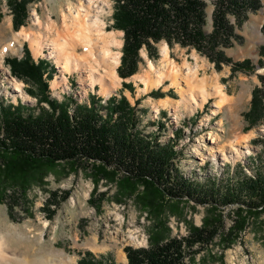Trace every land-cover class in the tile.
<instances>
[{
  "label": "trees",
  "instance_id": "16d2710c",
  "mask_svg": "<svg viewBox=\"0 0 264 264\" xmlns=\"http://www.w3.org/2000/svg\"><path fill=\"white\" fill-rule=\"evenodd\" d=\"M32 1L6 0L13 29L24 26L26 5ZM212 1V29L207 33L205 0H113L111 29L123 33L118 77L125 80L137 73L142 48L155 59L159 42L170 49L178 45L195 50L218 72L229 66L228 78L264 68V45L258 49L256 63L250 59L233 61L225 53L234 42L241 41L235 25L240 27L249 12L262 9L264 16V4L260 0ZM23 46L21 58H5L4 62L12 77L28 85L24 91L36 100L37 113L21 103L6 104L0 99V203L9 198V210L30 187L42 186L49 173H56L59 163L65 165V175L83 169L93 185L88 199L93 208L99 209L108 200L107 191L97 194L99 184H113L110 200L119 205L132 200L148 218V245L124 247L127 264H194L195 256L216 237H221L223 251L230 248L248 217L264 212V155L252 166L238 165L239 173L227 176L222 184L215 178L203 182L186 178L174 161L179 154L175 141L160 140V130L153 136L140 129L141 115L126 97L113 96L104 103L90 97L89 105L68 98L58 102L48 89L52 66L48 70L46 61L35 62L27 45ZM258 79L259 86L251 91L249 110L244 114L249 127L264 123V75ZM122 87L134 90L131 83L122 82ZM150 96L174 98L171 91L156 90ZM161 128L165 129L162 123L158 124ZM248 168L249 173L245 171ZM68 197L69 191L49 193L44 204L48 219ZM189 202L207 207L202 224L184 221L187 235L170 236L166 209L175 215ZM229 205L236 206V215L226 232L219 210ZM77 264L115 263L87 252Z\"/></svg>",
  "mask_w": 264,
  "mask_h": 264
},
{
  "label": "rangeland",
  "instance_id": "374dc122",
  "mask_svg": "<svg viewBox=\"0 0 264 264\" xmlns=\"http://www.w3.org/2000/svg\"><path fill=\"white\" fill-rule=\"evenodd\" d=\"M205 2V31L210 33L214 6L212 0ZM260 2L264 4V0ZM87 3L88 0H33L26 5L28 14L24 26L15 30L6 0H0V99L6 104L21 103L27 108H34L37 113L36 100L24 91L28 85L12 78L4 62L5 58H21L23 45L26 44L34 60L46 61L50 65L48 70L52 66V79L48 83L52 99L63 102L68 98L74 103L89 105L91 98L99 101L101 99V103H104L110 97L118 99L123 95L141 115L140 129L153 136L160 130V140L175 141L174 149L179 154L174 161L186 178L201 182L205 178H215L222 184L227 176L229 178L239 173L238 165L252 166L259 156L264 155V123L249 127L244 118V114L249 110L251 91L259 86L258 75H264V68H258L254 73L238 72L228 78L229 66H223L218 72L206 57L195 50L178 45L170 49L165 42H159L156 44L158 53L155 59H150L144 48L140 50L141 63L138 71L127 80L116 79L109 82L107 72L110 67L103 62L94 64L93 67L86 64L80 71L72 73L61 72L57 67L58 63L49 54L48 45L56 38V33L46 27L48 23H52L57 26L63 38H68L65 40L73 38V34L67 35L64 28L69 24L70 18L76 17L80 10H87ZM91 3L98 6L97 15L103 22V30L109 32V36L118 43L116 46H109V50L112 56L120 53V61L122 45L119 46V43L122 42L123 33L111 29L114 2L92 0ZM230 21L234 23V18L230 17ZM263 21L262 9L249 12L240 27L235 25V31L241 41L234 42L231 48L226 49V55L233 61L250 59L256 63L259 58L258 49L264 45ZM21 31L33 33L40 38L42 51L35 54L28 39L18 35ZM165 45L166 59L162 57ZM82 51L83 49H77L78 53ZM150 63L154 69L150 68ZM163 68L166 69L167 77L161 84L155 85L157 72ZM56 78H59L60 83L53 87L52 81ZM102 78L108 80L103 82L109 92L107 97L100 93L102 82L98 79ZM11 80L23 84L22 90L28 96V101H24L19 93L13 91ZM202 81L206 82L212 93V96L205 100L199 89V83ZM122 82L131 83L133 92L123 88ZM147 82L152 84L149 90L145 89ZM215 86L220 87L228 96L226 104L219 108L215 107L220 99L214 94ZM156 90L163 93L171 91L174 98L150 96V93ZM165 98L170 99L171 107H166L160 102ZM71 107L70 105L69 108ZM163 112L165 114H162ZM160 123L164 124L165 129H158ZM58 165L56 173H49L42 186L30 187L24 198H20L18 203L12 206V210L8 208L9 198L0 203V236H5L14 246L22 245L28 238L32 239L33 243L41 239L38 246L46 251L52 264H77L87 252L96 259L106 260V263L112 260L115 264H127L124 247H147L149 221L135 206L134 201L127 200L125 204H116L110 200L115 186L100 183L97 194L107 191L108 200H105L99 209L93 208L88 202L93 185L83 169L65 175V165ZM245 171L249 173L251 169ZM53 191L59 194L69 191V197L61 202L52 218L48 219L44 204L49 193ZM8 193L6 191L7 195ZM181 206V211L171 210L175 215L168 214L166 209L165 218L170 228V236L187 235L184 221H191L200 226L207 213L206 206L195 205L193 202ZM235 210V205L219 210L226 232L233 224ZM246 221L244 230L230 248L223 251L222 239L220 236L216 237L213 243L208 244L195 256L194 264H264V212L250 216ZM39 252L41 253L40 250L36 253L40 254Z\"/></svg>",
  "mask_w": 264,
  "mask_h": 264
},
{
  "label": "bare ground",
  "instance_id": "6f19581e",
  "mask_svg": "<svg viewBox=\"0 0 264 264\" xmlns=\"http://www.w3.org/2000/svg\"><path fill=\"white\" fill-rule=\"evenodd\" d=\"M91 2L92 0H88L87 10H80V13L83 12L81 13L82 15L78 13L76 17L70 18L68 25L66 24V28H64V30L67 31V35L73 34V38L69 40H65L68 38H63L60 35L57 26L52 23H48L46 29L54 30L56 33V38L50 45H48L50 49L49 54L55 59V62L58 63L57 67L61 72L72 73L74 71H80L82 66L86 64L93 67L94 64L103 62L107 63L110 67V70L107 72L109 82L116 79L120 80L116 74V67L119 63L120 53L116 55L117 57L112 56V52L109 50V46H116L118 43L116 42V39H112V37L109 36V32H105L103 30V22L97 15L98 6H94V4L92 5ZM18 35L28 39L35 54L42 51L43 48L40 45V38L35 36L33 33L21 31ZM121 45L122 42L119 43V46ZM77 49H83L82 53H78ZM4 52L5 49L2 54ZM162 57L164 59L167 57L166 45L163 48ZM150 68L154 69V66L151 63ZM165 72V68L157 72V79L154 83L155 85L161 84V82L167 77ZM89 77L91 76L89 75ZM105 80H107V78L98 79V81L102 82L100 93L102 96L107 97L109 92L108 89H106L107 87L105 88L103 84V82L105 83ZM10 82L14 87L13 91L19 93V95H21L20 97L24 101H28V96L25 95L22 90L23 84L14 80H11ZM59 83V78L52 81L53 87H56ZM149 83L150 82H147L145 84L146 90H149L152 86V84ZM199 89L204 100L212 96V93H210V89L207 88L205 81L199 83ZM214 94H217L220 97L219 102L215 104L216 108L226 104L228 96L220 89V87L215 86ZM160 102L166 107H171L170 99L165 98L160 100ZM25 241L26 242L20 246H14L5 236H0V264H52V260L48 259L49 257L46 255V251L42 248L40 249L38 246V244L41 243V239H38L36 243L34 242L35 244L32 239L29 238ZM38 250L41 251V253L39 252L40 254L36 253Z\"/></svg>",
  "mask_w": 264,
  "mask_h": 264
}]
</instances>
